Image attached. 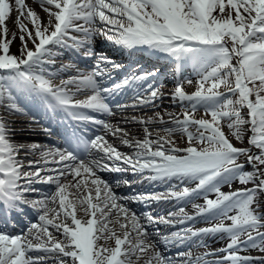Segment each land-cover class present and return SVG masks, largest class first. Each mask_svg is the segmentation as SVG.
<instances>
[{"label": "snow or ice", "instance_id": "obj_1", "mask_svg": "<svg viewBox=\"0 0 264 264\" xmlns=\"http://www.w3.org/2000/svg\"><path fill=\"white\" fill-rule=\"evenodd\" d=\"M38 3L46 13V22L26 6L25 0H0V108L6 115H27L15 95L27 92L39 98L52 113L63 111L74 121L102 125L105 133L119 134L120 143L132 152H120L103 135L89 142L75 133L66 138L64 149L19 144L17 135L26 130L13 127L15 120L0 118V207L10 216L22 212L21 205H28L39 214V223H31L20 234L13 235L6 226H0V264H48L49 260L55 264H130L132 256L137 261L147 256L146 264H151L152 256L148 254L157 246L156 237L166 246H191L189 251L177 254L186 264H251L254 258L240 252L248 247L264 251V232L259 230L264 227V0ZM14 10L18 13L15 25L20 31L19 54L10 51L15 33L8 38L7 23ZM98 22L103 26H98ZM96 36L124 49L146 48L153 54H163L177 70L191 65L198 77L195 90L189 94L177 84L170 97L181 105L182 118L181 114L169 112L165 113L167 121L159 112L146 120L133 118V122L146 125L143 139H135L128 138L129 133L123 128L92 115H111V100L126 88L137 89L134 102L117 104V109L158 106L156 101L167 98L155 82L146 83L158 70L105 86L106 81L112 80L113 71L122 66L103 54L97 56L91 71H82L74 64L64 65L56 72L50 70L54 58L62 54L56 49L79 52L85 48L86 58L96 55ZM69 68H75L77 75L53 84L51 78ZM187 83L191 85L192 81ZM82 90L91 94L74 100L73 96ZM140 90L148 95L141 97ZM201 108L210 118H195L194 113ZM245 108L246 117L242 112ZM225 121L237 141L250 133L248 147L232 143L222 130ZM157 123L170 126L162 129L165 135L157 132L153 138L147 125ZM43 131L51 134L48 128ZM177 133L187 137V147L175 145L172 137ZM93 149L100 159H81ZM22 151L24 156L19 155ZM36 151L40 152L39 160L30 158ZM241 156L245 163L239 162ZM50 163L58 167L48 168ZM246 166L252 170L245 171ZM102 171H131L140 175L142 181L164 184L165 191L118 198L110 184L97 174ZM68 176L72 181L61 182ZM36 183L54 184L55 191L29 201L26 195L37 192ZM117 183L129 187L132 184L129 180ZM236 183L242 187H234ZM250 184L252 187H248ZM222 186L229 190L222 191ZM69 188L76 190L75 199H68ZM197 197L203 203H193ZM128 200L145 205L175 202L176 210H168L166 215L148 212L137 216L127 207ZM189 203L192 214L186 211ZM78 210L82 213L80 218ZM60 216L63 219L58 220ZM198 218L206 220L208 226H191ZM157 225L176 230L164 234ZM149 226L155 230L149 232ZM50 227L62 239H56ZM216 236L227 237L225 247L193 254L192 247L206 248V240ZM154 257L157 264H172L159 251L154 252Z\"/></svg>", "mask_w": 264, "mask_h": 264}, {"label": "bare ground", "instance_id": "obj_2", "mask_svg": "<svg viewBox=\"0 0 264 264\" xmlns=\"http://www.w3.org/2000/svg\"><path fill=\"white\" fill-rule=\"evenodd\" d=\"M25 4L27 7L32 8L33 10L37 11L38 15L41 16L44 19V21L46 22V20H47L46 13H44L42 8L40 7L38 0H25ZM17 15H18V13L14 10L11 14L12 19L7 23V28L9 30L8 31V38L9 39L11 38L12 33H15V35H16V39L10 45V51H11V53H14V54H19L18 48L20 47V43H21L19 40L20 31L15 25V17ZM24 22L28 23L27 20H25ZM98 25H99V22H98ZM29 27H31L30 24H29ZM0 38H3V37H0ZM28 46L31 47L32 45L29 44ZM160 56L161 57L158 59L152 58L149 56H145V57H141V60H144V66H153L156 69H158V71L162 73L161 79H163V81L170 83L171 86H169V91H170L168 94L169 96H167V98H165V99L156 101L155 103L158 106L147 105V106H141V107H137V108L129 107L127 109L120 110L117 108H113V105H112L111 108H112L113 112L111 115L102 114V115L106 116L105 119L108 120L107 123H112V122H110L112 119V121H114V123H112V124L117 123L118 124L117 126L123 128L125 131H127L129 133L128 138L143 139V132H144V128L146 127V125L133 122V118H135L136 121H139L141 119L146 120L148 117H153L155 115V113H157V112H159L163 116L164 120H166V121L169 120V117L165 114L166 112L174 113V114H181V116H182L183 109H182L181 105L179 104V102L174 103L170 98L171 93L177 84H181L184 87L186 92H190V90H192V91L195 90V82L198 79V77H196L193 74V70H192L191 65H184L179 70H177L176 65L173 63V61L169 57H167L163 54H160ZM129 59H132V58H129ZM93 61H94L93 56L84 60L83 61V63H85L83 66L84 69L83 70L81 69V70L85 71V72L91 71L92 67L95 66V62H93ZM49 68L53 72H56L59 69H61V67H58L56 65V63H54L53 65H50ZM174 68H176V69H174ZM72 75H77L76 69H73V70L68 69L66 72L60 73L59 75L52 77L51 79H52L53 84H59L62 79H67L68 76H72ZM158 75H157V79H159L161 77V75H159V76ZM188 80L192 81L191 85L187 83ZM153 82H155V85H157L156 81H151L150 83L148 82V84H151ZM69 87H72V86H69ZM157 88L161 89V88H167V87H157ZM161 92L164 96H166L165 92L164 93H163V91H161ZM90 94L91 93L89 90H82L81 92L76 93L75 94L76 96L73 98H74V100H83V99H86V97ZM130 95L134 96L135 92H132ZM140 95H141V97H146L148 95V93L140 90ZM30 103L33 104L32 101H30ZM242 112L246 117V115H247L246 108L242 109ZM122 113H124V114H122ZM194 116H195V118H202V117L203 118H210L209 116L205 115V112L202 108L198 109L194 113ZM4 117H6V118L9 117L8 119L17 121V123L15 125H13V127H15L16 129L23 128L26 130L22 133H18L17 143L29 144L31 142L30 136H39V134H36L34 132H29L35 128L34 127L35 123L32 121V119L29 120L30 118H28L26 115H19V114H17V115H6L5 110L0 108V118H4ZM125 121H127V122H125ZM222 123H223V128L226 130L225 134H231L229 132L227 126H226L227 122L225 121ZM169 126L170 125H161L158 123L147 125V127L149 128V131L153 134V138L155 137L157 132H159V135H162V136L165 135V133L163 132L162 129L164 127H169ZM248 135H250V133L246 132L245 133V139L240 141V143H242L243 145H247V136ZM172 140L174 141V143L176 145H179V146L185 145L188 141L186 136H182L178 133L174 134V136L172 137ZM232 142H233V144L238 143V141H232ZM109 143H112L114 146H116L117 149L122 153L130 154L132 152L131 148L120 143V135L119 134L116 135L114 137V139H111V141ZM194 144L196 147H200V145L198 143L194 142ZM44 147L49 148V145H44ZM180 148H182V147H180ZM253 151H258V150L253 149ZM20 153L24 154L23 151ZM89 153H90V157L85 158L86 160H93L95 157L99 156L97 151L94 149ZM31 156H34L33 157L34 160H39L40 159V152L36 151L33 154H31ZM31 156H30V158H31ZM117 163H120V162H117ZM56 166L58 167V165H56ZM251 170L252 169L250 166L245 167V171H251ZM131 174H133V173H131ZM123 175H124V173H117V174L115 173L112 176H108V175H103V176L105 177L107 182L110 184V183H113L112 182L113 179H115V180L120 179L121 177H123ZM72 179L73 178L71 176H68L67 179H62L61 182L68 183L69 181H72ZM113 184L117 185V183H115V182ZM141 185H143V183L137 184L136 186L140 187ZM234 185L238 186L239 184L236 183ZM110 186L112 188V191L114 192V194L118 198L123 197V196H121L122 192H128L129 196L133 195V192H131L130 188H128V187L127 188H124V187L121 188L118 186H112V184H110ZM136 186H133L132 188H134ZM239 187H242V186H239ZM53 188L55 189L54 184L47 186L44 189L43 193L37 199H42L46 194L50 195L51 193H53L55 191ZM226 189H228V187L222 186L221 190L225 191ZM75 191L76 190L73 188L68 189V192L66 193V195H67L69 200L75 199V195H74ZM82 195H83V193H82ZM94 196H95V193L93 192V197ZM210 198H214V195L210 194ZM192 202L193 203H203V200H202V198L197 197V198H194V200ZM172 203L152 202L150 205H145V204L144 205L143 204L142 205H139V204L134 205V204H132L131 201H127V207H131L132 210L135 211L137 216H142L144 213H148V212L153 213V215H159L161 213L166 215L168 210L174 209V208H172V206H173ZM132 205H134V207ZM55 206L58 208V204ZM181 206H185V205H181ZM185 207H186V211H188L189 214L193 213L192 203L187 204ZM78 209H79V206H78ZM35 215L37 218L36 222L39 223V220H38L39 214L36 211L33 214V216L35 217ZM77 215H78V218H80L82 216V213L78 210ZM49 218H51V215ZM59 219H63V217L60 216V217H58V220ZM204 221H205L204 219L198 218L195 222L192 223L191 226H193L194 228H201V227H203V225H201L200 223L204 222ZM144 223H145V221L142 219L141 224H144ZM206 225L208 226V224H206ZM185 226H188V225H185ZM157 227H159L160 231L164 234H167L171 231L176 230L174 228H170V227L163 226V225H158ZM151 228L152 227L149 226L147 230L149 232H153V230H151ZM26 230L27 229H24V228H19V230L16 228L15 229L12 228V229H10V232H11V234L16 235V234H20ZM49 231L53 232L54 237L56 239H62V237L59 235V233L56 232L55 229L50 227ZM261 231L264 232V227H262ZM243 238L244 237H242V239ZM133 239H134V237H133ZM154 239L157 241L158 249L155 248V249H153L152 253L148 254L149 256H152L151 264H157V261L154 257L155 251H159L161 253V255L165 258H170L172 264H186V261L183 258L178 257L177 254L189 251V248L191 246H185V247H179V246H175V245L166 246L164 243L159 242L158 237H156ZM101 243H103V241H101ZM227 243H228L227 237H225L224 239H221L219 236L209 237L206 240V244H207L206 248L205 247H192L191 251L193 253H196L195 250L197 248L198 249L200 248V249L206 250V251L215 250L218 248L225 247V245ZM111 244H112V246H114V242H111ZM182 248H185V249L181 250V252H176V253L172 252L174 249H182ZM170 252H172V254H169ZM34 255H36V254H34ZM42 255H44V253H42ZM194 255H196V254H194ZM220 255H224V253H221ZM251 257L254 258L251 261V264H264V253H261L257 257H254V256H251ZM68 259L70 261V258H68ZM208 259H215V257H208ZM146 261H147V256H144L139 261H137L135 256H132L130 258V264H146ZM48 264H55V262H54V260H49Z\"/></svg>", "mask_w": 264, "mask_h": 264}, {"label": "rangeland", "instance_id": "obj_3", "mask_svg": "<svg viewBox=\"0 0 264 264\" xmlns=\"http://www.w3.org/2000/svg\"><path fill=\"white\" fill-rule=\"evenodd\" d=\"M221 90H223V88L221 89ZM232 98H235V97H232ZM223 131H224V133L226 132V130L223 128L222 129ZM226 136H228V138L231 140V141H237L231 134H226ZM238 145H239V147H248L247 145H243L242 143H240V141H238V143H237ZM239 162L240 163H244L245 162V157L244 156H241L240 158H239ZM248 187H251L250 185L248 186ZM260 231L262 230V228L261 229H259ZM252 250H255V251H257V252H260V253H264V251H261L260 249H258V248H251ZM180 251V250H179Z\"/></svg>", "mask_w": 264, "mask_h": 264}]
</instances>
